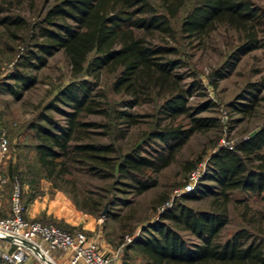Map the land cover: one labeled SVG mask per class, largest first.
<instances>
[{
  "label": "trees",
  "instance_id": "obj_1",
  "mask_svg": "<svg viewBox=\"0 0 264 264\" xmlns=\"http://www.w3.org/2000/svg\"><path fill=\"white\" fill-rule=\"evenodd\" d=\"M32 1L0 0V28L14 36L25 28V19L14 9L23 2L31 5ZM156 1L162 12H157L151 0H55L44 10L40 23L34 25L33 48L26 49L13 69L0 79V92L19 99L36 82V77L23 68L37 70L44 66L47 56L61 50L73 75L97 78L101 70H110L113 89L125 97L119 100L121 109H110L94 97V83L79 79L62 86L54 100L47 102L45 109L55 110L63 121L39 112L36 121L29 123L37 138L33 150L38 169L26 166L18 170L17 166L8 165L7 174H2L8 180L17 176L20 183L26 182L24 202L20 197L24 210L33 198L42 194L43 178L61 180L73 187V163L82 164L91 176L109 179L106 192L140 194L157 185L156 174L171 163L192 134L218 126V117L199 114L213 106L210 99L188 103L200 85L195 79L183 82L182 74L175 71L181 61L168 56L175 49L146 37L154 32L171 34L169 19L180 13L179 30L189 37L201 36L217 23L236 30L239 43L208 75V83L213 87L242 55L260 47L258 32L264 31V11L251 0ZM260 91V83L247 82L226 105L242 117L251 116ZM141 96L159 99L155 108L158 116L145 132V139L120 151L115 141L124 138L129 127L139 122L138 117L145 115L129 110L140 104ZM84 114L117 119L125 124V129L117 128L107 142L92 141L88 139V127L102 124L106 128L103 134L109 136L111 126L84 121L81 119ZM153 142L155 147H144ZM193 167L194 163L185 165L188 170ZM263 188L264 118L251 132L232 143L231 148L215 147L207 155L192 190L181 197L209 196L208 208L197 209L179 201L170 203L161 195L158 203L167 205L160 206L157 218L147 222L123 248L141 251L144 264H264V239L254 237L247 229L238 228L222 241L216 239L227 222L230 191L259 193ZM115 200L126 202L113 192L96 199L87 197L79 208L98 215L104 203L112 204ZM35 220L68 231L80 229L54 218ZM179 230L197 241L186 240ZM0 264L8 263L0 260Z\"/></svg>",
  "mask_w": 264,
  "mask_h": 264
},
{
  "label": "rangeland",
  "instance_id": "obj_2",
  "mask_svg": "<svg viewBox=\"0 0 264 264\" xmlns=\"http://www.w3.org/2000/svg\"><path fill=\"white\" fill-rule=\"evenodd\" d=\"M53 1L55 0H33L31 5L23 2L17 6L14 13L20 14L26 23L25 28L17 31V36L4 32L0 28V79L13 69L26 49L33 48L32 43L36 39V26L34 27V25L40 23L44 10ZM151 1L157 12L163 11L156 0ZM251 1L264 11V0ZM180 20L181 13L169 19L172 28L171 34L154 32L147 35L146 38L151 42L171 46L175 49L173 53L168 54L169 57L181 61V65L175 68V71L182 74L183 82L195 79L200 85L196 94L189 97L188 103L193 105L203 99H210L214 103L213 106L199 114L218 117V126L192 134L175 153L171 163L156 174V186L140 194L130 191H113L117 197L125 198L126 202L121 203L119 200H115L112 204L104 203L106 205L104 214H101V211L98 215L89 214L79 208L87 197L96 199L102 195H113L112 191L106 192L109 179L89 175L82 164H72L74 167V188L61 180H45L43 178L40 181L41 188L46 187L49 194L54 191L61 193L76 209L86 213L92 223H96L89 229L80 225H76V227L83 230L89 237L92 236V232L99 231L103 238L111 241L114 248L118 246L125 235L130 238L134 237L147 222L157 218L160 206H166L167 202L179 201L197 209L208 208L209 196H197L193 199L181 198L182 195L191 191L195 184H192L188 190L183 188L187 183H191V172L199 173L204 168L207 155L215 147L222 145V140L234 143L240 137L251 132L264 118V31L258 32L260 47L242 55L235 67L225 77L217 79L216 85L212 87L208 83L210 71L223 63L226 56L239 43V35L236 30L217 23L207 33L189 37L180 32ZM45 61L44 66L37 70L23 68L24 72L36 77V82L25 90L19 99H14L7 92H0V132L3 131L7 139V151L0 161L1 175L7 174L8 165L17 166L18 170L25 169L26 166L38 169L33 150L37 138L29 123L36 121L39 112L46 113L58 122L63 121L61 114L50 108L45 109V105L54 100L57 91L65 84L79 79H87L94 83L92 93L96 99H100L110 109L112 107L122 108L119 100L125 95L113 89V74L110 70H101L97 78L85 74L75 76L71 73L69 63L61 50L47 56ZM247 82L260 83L261 91L255 112L251 116L242 117L231 111L226 103L234 98ZM96 93H100L102 96H95ZM141 97L140 104L129 108V110L145 115L138 117L139 122L129 127L124 138L115 141L120 151H125L133 144L145 139V132L158 116L155 108L159 99L156 96ZM57 104L63 107L58 102ZM236 118L239 121H235ZM81 119L108 123L111 126V130L108 132L109 136L103 134L106 128L102 124L88 127V139L92 141L107 142L113 137L117 128L125 129V124L119 120L108 119L99 114H84ZM177 120L180 119L177 118ZM42 123L44 122L42 121ZM155 146V142L148 146L144 144L146 149ZM187 162L194 163V167L190 170L186 169ZM14 184L19 187L20 197L24 202L28 190L26 182L20 183L17 176H14L12 180L5 178L0 190V217L7 216L10 212V195ZM51 184H53V188L50 186ZM161 195L166 196L167 202L158 203L157 200ZM238 228H245L254 237L264 239V188L259 193L242 189L230 191L227 202V222L220 229L216 239L222 241ZM179 233L188 241H197L186 231L179 230ZM93 239L96 241L95 238ZM60 252L58 249H52L46 252V256L54 262L55 253ZM117 256L119 264H144V256L136 248L127 251L123 248ZM26 264L43 263L34 253H30Z\"/></svg>",
  "mask_w": 264,
  "mask_h": 264
},
{
  "label": "built area",
  "instance_id": "obj_3",
  "mask_svg": "<svg viewBox=\"0 0 264 264\" xmlns=\"http://www.w3.org/2000/svg\"><path fill=\"white\" fill-rule=\"evenodd\" d=\"M222 145L231 148L232 143L223 141ZM7 151V139L0 132V161ZM200 172H191V183L184 185V190L191 188ZM5 177H0V183ZM19 187L13 185L10 195V212L0 217V260L8 264H25L26 258L33 253L31 247L39 249L46 255L47 251L58 249L69 252L68 264H113V257L101 252L96 241L81 229L68 231L52 223H42L24 217V208L20 202ZM125 235L115 249V255L130 241Z\"/></svg>",
  "mask_w": 264,
  "mask_h": 264
},
{
  "label": "crops",
  "instance_id": "obj_4",
  "mask_svg": "<svg viewBox=\"0 0 264 264\" xmlns=\"http://www.w3.org/2000/svg\"><path fill=\"white\" fill-rule=\"evenodd\" d=\"M0 177H4L0 174ZM3 183V182H2ZM2 183H0V190L2 188ZM43 192L33 198L25 207L24 214L28 219L36 218H54L56 220H62L69 225H80L83 228H90L91 225L95 226L96 223H92V220L87 217L86 213H82L80 210L76 209L73 204H71L63 195L59 192L48 193L46 187L42 188ZM1 202V199H0ZM91 222H90V221ZM93 238L96 239L99 249L102 253L110 255L113 257L112 263L119 264L118 256L115 255V249L111 241L103 238L99 231L92 232ZM32 250V249H31ZM35 255L40 254L36 251ZM39 254V255H38ZM69 252L55 253L54 263L55 264H68ZM28 258V257H27ZM26 258V260H27ZM43 264H48L45 259L40 258ZM26 264V261H25ZM76 264H82L80 262Z\"/></svg>",
  "mask_w": 264,
  "mask_h": 264
},
{
  "label": "water",
  "instance_id": "obj_5",
  "mask_svg": "<svg viewBox=\"0 0 264 264\" xmlns=\"http://www.w3.org/2000/svg\"><path fill=\"white\" fill-rule=\"evenodd\" d=\"M105 209H106V205H104L103 209L101 210V214H104ZM31 249H32V252L34 254H35L34 251H36L37 253H39L40 254V258L45 259L48 264H55L49 257L46 259L45 256H44V254L39 249L33 248V247H31ZM37 257H39V256H37Z\"/></svg>",
  "mask_w": 264,
  "mask_h": 264
},
{
  "label": "bare ground",
  "instance_id": "obj_6",
  "mask_svg": "<svg viewBox=\"0 0 264 264\" xmlns=\"http://www.w3.org/2000/svg\"><path fill=\"white\" fill-rule=\"evenodd\" d=\"M44 256H45L46 259L48 258V256H46L45 254H44Z\"/></svg>",
  "mask_w": 264,
  "mask_h": 264
}]
</instances>
